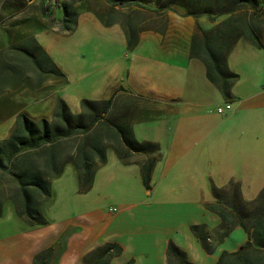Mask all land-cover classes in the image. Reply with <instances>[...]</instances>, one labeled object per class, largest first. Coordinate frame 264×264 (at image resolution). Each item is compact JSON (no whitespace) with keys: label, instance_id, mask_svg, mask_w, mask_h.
<instances>
[{"label":"crops","instance_id":"obj_1","mask_svg":"<svg viewBox=\"0 0 264 264\" xmlns=\"http://www.w3.org/2000/svg\"><path fill=\"white\" fill-rule=\"evenodd\" d=\"M31 1L20 0L18 8H23L27 13H14L7 23L19 27L16 32L22 45L28 39L33 47L37 43L43 54L50 57L34 38L37 29L32 19L35 22L36 17L30 14L33 10L29 8L30 5L34 8L35 3ZM101 3L108 6L103 1ZM166 13L169 21L162 30L141 29L137 33L138 42L148 37L156 50L133 51L132 56L140 58L138 63L129 66L119 64V74L116 73V76L121 82L109 94L91 98H110L109 117L113 121L122 120L136 141L154 142L156 148L149 151L132 150L111 124L101 123V119L92 124L89 132L93 137V147L89 148L92 177L89 184L81 186L76 176L77 188L73 186L72 191L83 193L76 199L77 209L72 213L65 209L56 222L45 219L44 225L38 227V236H42L38 246L52 247V264H82L85 253L106 241L116 242L121 247L120 252L112 255L107 264H123L129 259L132 264H167L165 248L169 241L184 252L187 264H214L222 251L232 252L241 248L247 238L244 228L235 224L215 240L221 217L210 207L215 203L212 190L214 186H224L229 179H235L239 182V193L243 199H252L257 194L264 183V116L249 117L238 112L233 115L231 104L227 110L229 114L220 118L225 127L202 140L205 128L211 126L209 119L179 107L178 93L173 84L175 81L170 77L175 72L187 70L205 73L202 60L189 54L188 43L196 21L209 26L216 19L210 21L206 16L196 18L171 10ZM60 15L59 10L55 9V22L60 20ZM44 24L38 26L44 28ZM23 32L32 34L28 33L23 38ZM4 34L0 33L1 45ZM7 38L11 41L9 36ZM19 49L30 60L27 51L31 48ZM57 76L62 79L60 75L54 77ZM48 81L50 91L47 96L62 85L61 80L55 83L53 76ZM26 86L35 89L37 85L28 82L23 85ZM119 92L137 98L132 97L129 106L126 101L121 103L113 99ZM59 98L63 99L60 95L52 98L53 109ZM19 108L34 120L49 115L35 118L26 110L25 104ZM16 110L11 109L9 115ZM81 110L83 107L70 111L75 113ZM95 145L103 151L102 161L98 159ZM73 148L72 145L71 150ZM151 156L154 158L145 185L142 165ZM97 183L126 198L119 199L115 205L101 204L110 194L102 195ZM91 189H95V192L87 194ZM192 224L199 225L200 236L191 230ZM203 243L210 244L211 248L205 249ZM35 251H25L15 256L14 260L2 264H31Z\"/></svg>","mask_w":264,"mask_h":264},{"label":"rangeland","instance_id":"obj_2","mask_svg":"<svg viewBox=\"0 0 264 264\" xmlns=\"http://www.w3.org/2000/svg\"><path fill=\"white\" fill-rule=\"evenodd\" d=\"M19 1L0 0V18L3 17L0 19V33H5L3 44L0 43V138L6 136L13 126L15 115L22 104H25L26 110L36 116L35 118L46 114H49L47 119L54 117L51 102L56 95H60L67 102L70 110L78 111L82 107L84 110L87 107L81 104L82 98H98L107 95L113 87L117 86V83L121 82L120 78L116 76V73L119 74V64L124 66L125 63L129 66L138 63L140 58L133 57V51L156 50L148 37L142 38L140 42L137 40L130 46L127 44V33L119 20H122L121 18L124 17V13L126 14L130 6L115 5L113 9H110L101 1L95 3L89 0V3L87 2L89 6L95 7L108 18L119 19L104 24L92 10H82L83 4L76 0L79 5L74 6L77 14L74 22L70 23L62 3L55 7L58 0H33L31 2L35 3V6L33 8V5H30L29 9L33 10L30 14H34L36 17L35 22L31 18L32 24L36 25L37 29L34 38L48 52L50 60L63 72L62 79H59L58 76L56 78L54 77L55 73L38 70L34 65L35 61L27 60L26 53L19 49H28V45L31 43L30 40L25 39V44L22 45L18 38L19 34L16 32L19 27L7 23L14 13H27L21 7L19 10ZM262 5H264V0ZM146 6L147 8L153 7L148 3ZM134 7L137 9L134 11L135 13L132 12L134 13L132 15L135 28H138V24L148 22L159 24L162 22L160 16L149 12L148 9L140 6ZM55 9H58L61 13L60 16H63V19H58V22H55L53 17ZM165 18L166 27L169 21L167 13ZM43 23H45L44 28L38 26ZM49 23L51 24L47 25ZM66 24H70L68 30L65 29ZM135 32L137 34L139 31L135 29ZM28 33L23 32V38L28 36ZM7 36L9 39L11 38V41ZM261 40L263 45L257 47L246 38L240 37L226 53L227 67L237 74V79L232 83L230 92L226 96L207 78L205 73L199 74L196 71L190 70L191 72H189L187 70L175 72L174 76L170 77L172 81H175L173 84L178 93L179 107L186 111L189 110V112L205 115L209 119L211 126L205 128L206 133L202 140L210 138L225 127L220 118L228 115L229 111H216V106L223 104L225 100L232 104L234 109L231 114L233 115L238 112L249 117L264 116V30ZM30 51L41 67H48L44 66L46 59L43 54L39 53L35 47H31ZM52 76L56 80L55 83L61 80L60 84L62 85L56 89V92L47 96L50 91L47 82ZM28 82L37 85L36 88L23 87ZM249 82L250 84H248ZM132 97L137 98L119 92L113 99L119 100L121 103L126 101V104L130 106L133 101ZM14 108H17L16 112L9 115V111ZM107 114L109 116V111ZM89 132L90 130L86 132L85 139L90 138ZM79 136L80 134H77L58 140L54 149L51 148V150L53 149L55 153L61 152L62 155L64 152H70L75 141L74 138L78 139ZM30 156L38 158L37 163L41 164L42 156H37L34 153ZM59 156L55 155L53 165L57 164ZM8 170L0 168V264L14 260L15 256L22 255L25 251L32 253L34 250L37 252L48 247L38 246L41 241L39 238H42V236H38L40 233L38 227L44 224L30 222L25 215L19 213L22 201L18 195V185L16 178L12 177ZM11 170L16 171L13 168ZM74 170L71 162H67L59 175L49 177L50 195H38L40 204H42L41 216L43 219L56 222L65 209L70 213L77 209L76 199L83 193L72 191L73 186L77 188ZM97 187L102 195L110 194L100 202L103 205H115L120 201L119 199L126 198L123 197V194H115L111 189L100 187L98 183ZM94 192L95 189H91L87 194Z\"/></svg>","mask_w":264,"mask_h":264},{"label":"trees","instance_id":"obj_3","mask_svg":"<svg viewBox=\"0 0 264 264\" xmlns=\"http://www.w3.org/2000/svg\"><path fill=\"white\" fill-rule=\"evenodd\" d=\"M83 4L82 10H93L96 16L104 24H109L115 17L108 18L104 13L93 6H89V0H77ZM95 3L103 1L110 9L115 5L133 6L124 13L119 20L127 33V44L130 46L137 40L136 30L155 29L162 30L165 26V15L167 10L176 11L183 15L193 17L206 16L210 21L215 20L209 26H203L195 22V29L192 33L188 47L191 56L199 57L205 66L207 78L213 82L223 95H228L232 83L237 79L236 72L230 70L226 65V53L233 43L240 37L246 38L253 45H263L261 34L264 30V5L263 0H92ZM141 3H138V2ZM76 0H58L65 7L67 19L74 22L77 11L74 6H79ZM88 2V3H87ZM146 2V3H145ZM145 3V4H144ZM153 7L147 8L146 4ZM140 6L155 13L162 22L159 24L143 23L135 28L133 15ZM134 12V13H132ZM60 19H63L61 16ZM70 24L65 25L69 29ZM25 44V41H23ZM35 49L43 54L38 44ZM33 47V44L29 45ZM30 60L35 61L34 65L41 71L55 73L63 76L60 69L45 56L46 68L41 67L35 60L31 51ZM33 59V60H32ZM110 98L91 99L82 98L81 104L87 108L79 112H71L66 102L59 98L56 102L53 118L40 117L32 119L25 111L19 110L14 118V123L8 134L0 138V168L9 169L11 176L16 178L18 195L22 201L20 214L25 215L30 222L43 223L45 219L41 216L40 199L38 195H50L49 177L57 176L62 171L64 163L71 162L75 169L79 185L90 183L93 171L92 155V134L85 139L86 132L92 124L101 119L104 124H111L113 129L120 135L125 145L132 150L149 151L156 148V143L151 141H136L130 136V130L125 127L123 121H113L107 116ZM118 122H120L118 124ZM80 134L78 139L74 138L73 149L70 152L55 153L54 147L58 140L66 139ZM82 134V135H81ZM80 138V139H79ZM101 143V142H100ZM87 145L88 150H87ZM51 148H53L51 150ZM47 149V150H46ZM94 149L98 152V159H104L103 151L97 145ZM87 150V151H86ZM42 156L41 164L37 163L38 158L30 154ZM45 155V157H43ZM55 155H60L57 164L53 165ZM154 157L145 160L142 165V181L147 185L150 163ZM12 164V165H11ZM11 166V167H10ZM11 168L16 171L11 170ZM215 203L211 204L221 217V223L215 231V240L220 239L235 224H240L247 238L241 248L232 251H222L214 264H263L264 263V183L252 199H243L239 193V182L229 179L224 186L213 187ZM199 225L192 224L191 230L199 235ZM200 236V235H199ZM205 249L211 248L210 244L203 243ZM121 247L118 243L106 241L94 247L83 255L82 264H107L108 259L118 254ZM52 247L48 246L35 252L31 264H52ZM167 264H187L184 252L173 242H167L165 248ZM123 264H132L129 259Z\"/></svg>","mask_w":264,"mask_h":264},{"label":"built area","instance_id":"obj_4","mask_svg":"<svg viewBox=\"0 0 264 264\" xmlns=\"http://www.w3.org/2000/svg\"><path fill=\"white\" fill-rule=\"evenodd\" d=\"M230 108H231V103L228 100H225L223 104L216 106V111L223 112L229 110Z\"/></svg>","mask_w":264,"mask_h":264}]
</instances>
